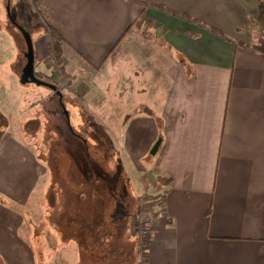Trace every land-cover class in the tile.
Listing matches in <instances>:
<instances>
[{
    "label": "crops",
    "instance_id": "0c3cea01",
    "mask_svg": "<svg viewBox=\"0 0 264 264\" xmlns=\"http://www.w3.org/2000/svg\"><path fill=\"white\" fill-rule=\"evenodd\" d=\"M256 1L34 0L45 28L59 36L66 67L99 69L121 47L125 70L118 99L134 97L150 110L139 113L125 103L117 120L111 112L105 118L123 168L134 166L133 193L163 197L149 226L145 264H264V7ZM143 4L195 22L145 8L163 47L145 40L130 44V26ZM5 17L0 9V79L14 84L25 67L17 40L4 27L10 13ZM44 33L46 48L34 46V72L53 77L42 60L50 44ZM140 66L134 78L128 69ZM92 85L94 96L103 93ZM9 129L0 150L21 152ZM19 154L9 150L0 161V259L36 264L21 228L24 206L42 175L33 157Z\"/></svg>",
    "mask_w": 264,
    "mask_h": 264
},
{
    "label": "rangeland",
    "instance_id": "374dc122",
    "mask_svg": "<svg viewBox=\"0 0 264 264\" xmlns=\"http://www.w3.org/2000/svg\"><path fill=\"white\" fill-rule=\"evenodd\" d=\"M257 3L264 7V0ZM0 5L3 19L10 13L14 23L28 32L33 49L35 45L44 47V31L49 32L34 0H0ZM8 24L5 22L4 27L17 40L18 59L26 67L23 37ZM146 26H134L130 34L133 41L127 42L149 41L163 47L160 37ZM52 44L50 37L42 60L51 67L49 75L54 71V76L34 73L48 79L61 99L47 88L21 85L20 77V83L14 84L0 79V138L10 128L9 137L21 149L0 150V161L9 150L15 156L25 153L34 158L42 175L24 206L28 213L21 232L29 236L36 264H145L149 226L162 211L163 202L142 189L133 193L129 175L135 179L134 166H126L127 172L123 168L116 133L109 131L105 118L111 112L116 114L113 120H117L119 106L125 103L134 106L133 110L137 107L139 113L150 110L135 102L134 97L118 99V79L125 70L124 62L120 63L125 59L121 47L105 66L90 69L75 64L66 67L60 57L61 46ZM13 70L20 73L16 67ZM128 70L136 78L142 67ZM92 83L103 93L94 96ZM132 86L135 87L133 82Z\"/></svg>",
    "mask_w": 264,
    "mask_h": 264
},
{
    "label": "water",
    "instance_id": "95a60500",
    "mask_svg": "<svg viewBox=\"0 0 264 264\" xmlns=\"http://www.w3.org/2000/svg\"><path fill=\"white\" fill-rule=\"evenodd\" d=\"M11 22H12L13 25H15V27L17 28V30L23 36L24 43H25V47H26L25 57L27 59V64H26V67L24 69V75L21 78L22 83H25V84H34V85L39 86V87L47 88L50 91L56 93L58 95L59 99H61V94L57 91V89H56V87L54 85L49 84V83H46V82L38 79L35 76V74H34V49H33V44H32L31 37L28 34V32H26L20 26H18L15 23H13L12 20H11ZM158 144H159V141L157 142L155 148L158 147Z\"/></svg>",
    "mask_w": 264,
    "mask_h": 264
},
{
    "label": "trees",
    "instance_id": "16d2710c",
    "mask_svg": "<svg viewBox=\"0 0 264 264\" xmlns=\"http://www.w3.org/2000/svg\"><path fill=\"white\" fill-rule=\"evenodd\" d=\"M143 6V9H142V11H141V13H140V15L138 16V18L132 23V25L130 26V28L131 27H134V26H138V27H140V26H142L143 24H147V26H149L151 29H157V28H159V26L158 25H156L153 21H151V20H149L148 18H146L145 17V8H148V7H151V8H154V9H156V10H159V11H161V12H164V13H166V14H170V15H172V16H174V17H177V18H180V19H182V20H185V21H190V22H195V21H193L192 19H189L188 17H186V16H183V15H180V14H178V13H176V12H172V11H169V10H167L166 8H164V7H162V6H157V5H148V4H143L142 5ZM11 23V22H10ZM15 26V25H14ZM146 26V27H147ZM204 27V26H203ZM205 28H207V27H205ZM211 31L210 32H212L213 34H215V35H218V36H221L220 35V33L219 32H217V31H215V30H212V29H210ZM48 32H49V35H50V37L52 38V42H54V44H52V46H57V44H58V42H59V36L52 30V29H48ZM126 32H128V31H126ZM146 34H148L147 35V37H149L150 36V34L148 33V31L146 32ZM22 36V35H21ZM23 37V36H22ZM24 40V39H23ZM49 49H51V47L49 48ZM35 74V76L38 78V79H40V80H42V81H44V82H46V83H49V84H51L50 82H49V80L48 79H45L43 76H41V75H37L36 73H34ZM57 89V88H56ZM58 90V89H57ZM66 114V113H65ZM162 201H163V197H162ZM158 216V215H157ZM146 258V253L144 252V259Z\"/></svg>",
    "mask_w": 264,
    "mask_h": 264
},
{
    "label": "flooded vegetation",
    "instance_id": "af4514ba",
    "mask_svg": "<svg viewBox=\"0 0 264 264\" xmlns=\"http://www.w3.org/2000/svg\"><path fill=\"white\" fill-rule=\"evenodd\" d=\"M11 20H12V18H11ZM13 21V20H12ZM13 23H14V21H13ZM23 75H24V70H23V73H22V77H23Z\"/></svg>",
    "mask_w": 264,
    "mask_h": 264
}]
</instances>
